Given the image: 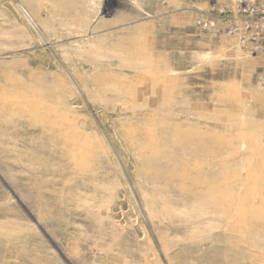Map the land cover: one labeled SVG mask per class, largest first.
Listing matches in <instances>:
<instances>
[{"label":"rangeland","instance_id":"374dc122","mask_svg":"<svg viewBox=\"0 0 264 264\" xmlns=\"http://www.w3.org/2000/svg\"><path fill=\"white\" fill-rule=\"evenodd\" d=\"M0 264H264V0H0Z\"/></svg>","mask_w":264,"mask_h":264}]
</instances>
